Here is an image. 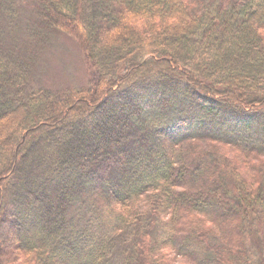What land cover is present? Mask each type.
Listing matches in <instances>:
<instances>
[{
	"label": "trees",
	"instance_id": "1",
	"mask_svg": "<svg viewBox=\"0 0 264 264\" xmlns=\"http://www.w3.org/2000/svg\"><path fill=\"white\" fill-rule=\"evenodd\" d=\"M55 32L88 86L30 87ZM248 233L264 251V0H0V264H252Z\"/></svg>",
	"mask_w": 264,
	"mask_h": 264
},
{
	"label": "rangeland",
	"instance_id": "2",
	"mask_svg": "<svg viewBox=\"0 0 264 264\" xmlns=\"http://www.w3.org/2000/svg\"><path fill=\"white\" fill-rule=\"evenodd\" d=\"M22 2V0H21ZM20 3V2H19ZM21 6L25 29L23 35H29L27 24L32 22L28 11ZM28 13V14H27ZM37 57L33 61L31 88H49L52 90H65L74 87H86L91 80V72L85 62L77 42L66 33L55 32L38 50ZM221 151V147L215 146ZM231 155V154H230ZM5 234L10 236V231ZM257 237L248 233L247 248L252 264H264V251H261ZM7 243H11L9 239ZM4 256L8 253L6 248ZM171 264H194L187 257L170 253Z\"/></svg>",
	"mask_w": 264,
	"mask_h": 264
}]
</instances>
